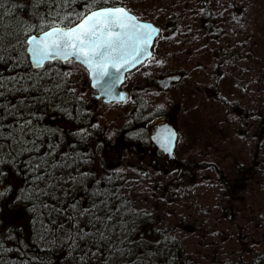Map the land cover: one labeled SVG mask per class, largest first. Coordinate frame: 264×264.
I'll return each instance as SVG.
<instances>
[{
    "label": "rangeland",
    "instance_id": "374dc122",
    "mask_svg": "<svg viewBox=\"0 0 264 264\" xmlns=\"http://www.w3.org/2000/svg\"><path fill=\"white\" fill-rule=\"evenodd\" d=\"M118 1L139 18L153 21L162 29L153 46L152 57L128 74L124 87L133 91L136 98H146L147 101L141 99V102L148 104L150 113L146 111L147 115L153 114L156 108L175 116L180 130L175 152L178 160L189 162L187 166L190 167V173L183 179L179 169L153 170L152 160L148 158L142 167L148 173L138 176L141 183L137 189L145 196L140 201L156 205L158 201L153 199V188L175 182L179 199L176 198L175 205L158 202L156 214L163 222L166 219L170 225L181 227L178 234L188 246L181 248L180 254L199 264H224L225 258L233 264H254L255 256L264 257V89L260 94L256 92L259 86L256 87L254 74L257 70L264 73V0H236L234 8L233 5L228 8L230 14L226 17L230 23L231 20L236 23L235 41L244 40L255 63L260 60L259 65L250 62L243 67L246 78L239 82L245 85L244 94L237 81L240 72L237 68L233 71V65L228 69L226 62L222 63L224 72L215 74L209 68L214 66L216 69L218 60L211 65L205 57L202 59L205 69L202 70L191 63L194 62L191 57L188 60L189 57L183 54L184 38L175 32L176 21L166 22L170 17L185 15L186 4L182 0ZM217 4L212 3V7L217 9ZM156 5L166 7L167 12L173 8L175 14L164 15L166 11L161 9V15H155L152 10ZM166 16L169 17L164 19ZM229 38L233 39L232 36ZM240 63L243 62L239 59ZM67 65L72 80L80 89H85L89 83L86 71L74 62H67ZM253 67L258 68L251 70ZM171 74H179L182 78L165 88L161 82ZM261 82L264 88V76L259 79ZM89 95L86 89L84 96ZM129 104L128 101L112 104L99 101L95 105L93 114L101 126L110 130L107 134L112 135L111 139H116L130 122L131 114L126 111ZM157 123L148 124L153 128ZM126 148L129 150L123 154L124 162L121 169H116L117 174L137 177L140 164L132 149ZM119 152L122 149L116 146L103 149L106 170L118 162ZM95 165L97 175L102 176L104 170L99 162ZM250 170H253L251 178L249 172L245 174ZM13 176L18 175H10L8 184L10 181L16 183ZM234 185L238 187L239 195L227 197L226 193ZM168 195H165L166 199ZM14 205L15 201L10 197L6 201V212L12 213L17 222L24 221L28 212ZM146 209L150 210L149 207ZM164 224L168 225V222ZM152 227L143 228V234ZM211 254L215 257L211 258ZM205 256L207 259L203 261ZM145 263H151V260L146 259Z\"/></svg>",
    "mask_w": 264,
    "mask_h": 264
},
{
    "label": "snow or ice",
    "instance_id": "6c2138e0",
    "mask_svg": "<svg viewBox=\"0 0 264 264\" xmlns=\"http://www.w3.org/2000/svg\"><path fill=\"white\" fill-rule=\"evenodd\" d=\"M76 3L77 0H0V64H7L9 71L25 67L19 55L13 53L18 46L27 45L31 66L44 69L17 71L10 76L0 71V163L5 160V146L12 162L27 156L22 163L26 176L31 174L33 194L37 199L47 196L49 200H60L69 194L70 189L65 185L70 182L75 185L80 177L88 175H63L64 169H70L76 161L69 162L67 153L57 157L59 141L53 143L47 136V126L41 124L42 116L30 111L31 105L27 103L50 100L51 94L62 89L66 82V74L51 67L45 69L46 62L75 58L99 83L103 77L119 73L130 58L136 61L158 32L151 24L139 23L125 7L93 10L98 0H83V7L77 10ZM24 9L27 16L20 14ZM31 32L42 35H30ZM109 69L114 72L110 73ZM17 93L21 96L16 103L7 99L8 95ZM174 138L175 133L171 132L165 138L168 151H171L169 145ZM5 175L6 172L0 170V177ZM99 184L97 179L95 185ZM5 190L0 189V196ZM58 191L62 196L56 195ZM86 191H89L88 207L81 205L80 200L68 204L67 208L43 203L46 211L41 214L47 217V223L40 221L39 240L48 243L47 238L51 235L55 241L67 243L70 249L82 253L79 264H89L102 247L106 251L113 247L110 239L116 231L113 221L116 215L122 217L124 214L121 205L118 204L115 210L110 207L112 193L96 187ZM57 215L64 216L71 227L64 222L57 223ZM85 216L87 222L81 226L80 218ZM90 238L95 251L89 245ZM21 264L29 262L24 260Z\"/></svg>",
    "mask_w": 264,
    "mask_h": 264
},
{
    "label": "trees",
    "instance_id": "16d2710c",
    "mask_svg": "<svg viewBox=\"0 0 264 264\" xmlns=\"http://www.w3.org/2000/svg\"><path fill=\"white\" fill-rule=\"evenodd\" d=\"M224 1L225 3H223ZM182 2L186 4V13L183 17H174L173 14H175V10H173V8L168 9L170 12H167L166 7H158V5H156L152 11L156 15L162 9V11H166L164 15L173 16L170 17L169 20L167 19L169 16H166L164 19H167L166 22L169 24L171 23L170 19L176 21L177 24L175 26V32L181 35V38H184L183 44L185 45V50L183 51V54L189 57L188 60H190V57L194 60V62L191 61L192 64L204 70L205 67L202 59L207 57L211 65L215 64V60H218L219 65L216 69L214 66L213 68L208 67L212 70V72L217 74L218 72H224L221 67L222 63L224 64L226 62L228 69L231 68L230 65H233V71H235L236 68L238 69L240 72V78L238 76V79H236L238 82L242 79L241 82H243L246 78V71H243L244 65L250 62L251 64L255 63V60L252 56L251 50H249L250 48L247 47V44L244 42V40H240L239 42L235 41L237 35L236 23L233 22V20H231L232 22L230 23L229 18H226L230 14L228 12V8H230V5H233L234 8L236 0H182ZM214 2H218L217 9L212 7V3ZM117 5H122V3L118 0H98V3L93 5V9ZM74 7L77 10H80L83 7V0H77V3L74 5ZM20 14L21 16H27L28 13L27 10L24 9L20 10ZM159 15H161V13H159ZM183 24H185V26ZM32 33L38 32H31L30 35ZM229 36H232L233 39L229 38ZM22 39H26V37H22ZM26 48L27 45H20L18 46L16 52L13 53V55H19L20 60L25 63V67L12 69L9 71L7 64H0V71H3L5 76L13 75L17 71H44V69L37 70L31 66ZM237 54L239 55L240 61L243 62L242 65L241 63L240 65L238 64L239 59H237ZM247 55L248 58L246 57ZM255 64L259 65L260 60H256ZM49 67L66 74L64 77L66 82L63 88L56 91L54 94H51V99L46 100L43 103H33L32 101H27V103L31 105L30 111L36 112L42 116L41 124L47 126V136L52 138L53 143H56L57 140L59 141V146L56 152L57 157H60L61 153L68 152L67 159L69 162H71L74 158H77L75 154L77 151L75 147L77 146L74 144H72L70 147L68 146L67 136L71 133L66 132V128H63V123L76 124L80 123L81 121L89 122L93 118V111L89 109L88 103L91 98L84 96V91L86 89L89 90V86L87 83L85 89L79 88L77 82L73 81L71 78L67 63L53 61L45 65V69ZM255 68L258 67H253L251 70H254ZM254 74L257 80H255L256 87L259 86V89H257L256 92L260 94L264 88H262V82L259 83V79L262 80L264 73L263 71L257 70L254 72ZM247 75H250V73H247ZM252 75L253 74H251V76ZM240 87L242 93L244 94L246 91L245 85L240 83ZM69 89L74 91H69ZM32 95H35V93ZM20 96V93H17L16 95H8L7 99L13 103H16ZM140 106L143 108L145 106V102L141 104L139 103L137 105V107ZM71 138H73L72 135ZM45 142H47V137L45 138ZM67 146L71 148L70 151H74L75 153L65 151V148L68 149ZM45 150L46 149H42V151ZM83 156L85 155L82 153V157ZM26 159L27 156H20L15 162H12L11 158L7 155V149L5 146V160L3 163H0V170L6 172L5 176L0 177V189H6L4 195L0 196V264H21V262L24 260H27L29 264H79L80 254H77L75 249L60 246L59 242L55 241L54 237L51 235H49L47 238L49 241L48 243L39 240L40 232L42 231L40 221L43 220L45 223H47V217L41 214L42 211H46L43 209V203L56 204L58 207V200H49L47 196H43L41 199L36 198V196L33 194L31 174L29 173L26 176V170H24V164L22 163V161ZM188 164L189 162H183L180 164L181 167L183 166L186 173L190 172V167L187 166ZM72 165L75 166V163ZM77 168L78 167L75 166V170ZM82 173L85 172L82 171ZM13 174L18 175L20 183L17 181H15L16 183H14V181H10V184L7 183L10 175ZM121 179L116 181L119 186L122 185L121 189L118 188L116 194H122L123 196L121 195V198L118 197L119 200L115 198V202L117 201L116 206L118 204L121 205V212L124 214L122 217L116 215L114 218L116 231L112 234L111 237L113 239L111 241H117L119 238L121 242H124L126 240L128 241V239L123 237L124 235L120 234L119 231L120 227L124 223L125 218L128 217L135 219L134 225L131 227L134 229L145 223L152 225H163L164 222L168 220L164 219L163 222V220L158 218L156 214L157 203L166 202L168 204L175 205L176 198L179 199V197L176 196V187L168 184L153 188L152 192L155 194L153 199L158 201L156 202V205L154 203L146 204L140 201V199L144 198L145 196L141 190L136 189V186L138 185L137 181L130 183L128 186L125 179ZM9 185L10 187H8ZM41 187H43V185H41ZM56 195L58 196V192ZM165 195H168L167 199L165 198ZM10 197H12L15 201L14 206L17 209L22 207L28 212L26 213L24 221L21 219L17 222L15 221V217L12 213L6 212V201ZM38 207L42 208L39 210L37 209ZM146 207H149L150 210H147ZM127 214L129 215L125 217ZM61 219L62 217L57 215L56 221L58 223L61 222ZM83 219L87 220V217L85 216ZM121 220L123 221L122 223ZM120 248L121 247H118L116 249V251L119 253V256L121 255ZM181 248L183 247L180 244H177L176 247H165L161 245L160 248L155 249V253L152 255V257H150L151 263L149 264H199L198 262H195L189 258L183 257L180 254ZM101 250L105 252V255L102 256L103 259L108 252L114 253V250L112 249L106 251L102 247ZM133 250L134 249H132V251ZM156 257L158 259H156ZM205 257L206 258L203 259V261L207 259V256ZM212 257H215L214 254H211V258ZM96 259V257L91 258L89 260V264H94ZM263 259L264 257L260 258L259 256H255L253 258V262L254 264H264ZM106 261L111 264L108 257L106 258ZM212 263L219 262L214 261ZM224 264H233V262L225 258Z\"/></svg>",
    "mask_w": 264,
    "mask_h": 264
},
{
    "label": "flooded vegetation",
    "instance_id": "af4514ba",
    "mask_svg": "<svg viewBox=\"0 0 264 264\" xmlns=\"http://www.w3.org/2000/svg\"><path fill=\"white\" fill-rule=\"evenodd\" d=\"M88 98H91L89 103V109L92 111H96L97 103L100 101L98 99H94L93 97L89 96ZM95 101L97 103H95ZM154 114H146L144 113L139 118L134 119L132 122H129L123 131L120 132L118 137L116 139H111L112 135L109 137L107 134L110 132V130L105 129V125L101 126V122H98L95 118V114H93V118L89 122L81 121L80 123H67V125L64 123L63 128H66V132H70L71 134H68V146L70 147L72 144L76 145V153L74 151H70L71 148L67 146L68 149H64L65 151L74 152L77 156L75 159V166L78 168L75 170V166L72 165L70 169H64L63 175L67 177L68 175H76L80 176V174L83 172L87 173L88 175L80 177L77 184L72 185L71 182L65 187L69 188V194L66 197H63L62 199L58 200V207L63 206L65 208L68 207V204L72 203L73 201L80 200V204L84 207H88V196L89 191L94 187L100 188L108 193L113 194V198L110 200V207L114 210L115 206L117 204V201L115 202V198L119 200L118 197L121 198L122 194H116L118 191V188L121 189V186L116 182L118 179L125 178L124 175H119L116 171V169H121L123 164V154L127 151L130 147L132 149V153H135L136 158L138 159V163L140 166L138 167L139 171L145 174L148 172L146 170H143V166L145 165L146 161L152 160L153 170H158L160 168L164 169L166 171L167 169L170 170L171 168L179 169L182 171L180 166V160H178V155L173 154L170 155L169 153L164 152L161 150L152 140L153 133L156 131L157 127H159L161 124H171L173 125L177 132H180L179 127L177 126V120L175 116L173 117L169 115L168 113H157L155 110L153 112ZM146 115V116H145ZM158 122L151 127L149 126V122ZM100 126V127H99ZM74 134H73V133ZM71 135L73 138H71ZM109 139V140H108ZM83 144V145H81ZM116 146L118 148L122 149V152H119V156L117 157L118 162L114 164V167L107 169V166L105 165V159L103 149L107 147ZM96 148L98 150H96ZM129 150V149H128ZM85 155L82 157V153ZM131 152V151H130ZM68 153V152H67ZM81 154V155H80ZM75 156V155H74ZM106 156H108L106 154ZM73 159V158H72ZM98 160V161H97ZM186 161V160H182ZM99 162V166L104 170L102 176H98L96 173V163ZM135 169H137V166H135ZM67 170V171H65ZM250 173V178L253 175V170L245 171V174ZM181 176L184 179V174L181 173ZM109 177L111 179H109ZM100 180L99 185H95L96 180ZM15 180L18 182L19 180L15 178ZM122 181V179H121ZM167 184V183H166ZM170 185H176L175 182H168ZM167 184V185H168ZM238 187L234 185L232 189L226 193L227 197L234 198L238 196ZM116 190V191H115ZM58 196H62V192L58 191ZM123 196V195H122ZM126 196V195H125ZM83 198V199H81ZM61 216V215H60ZM61 222H64L68 227H71V225L68 223V221L65 219L64 216H61ZM83 217L80 218V222L82 221ZM85 224L87 220L85 219ZM85 224L81 223V226H84ZM147 226H142L141 230L140 228H130L125 231H123L126 239L128 241H124L121 243L122 254L124 253L123 257L125 260V257L130 261L132 264H138V263H145L146 259H150L152 255L155 253V249L160 248L161 245L163 246H170V247H176V245L180 244L182 247H187V241L183 240L180 235L178 234L180 226L177 225H161V226H153L152 228H149L145 231L146 234H143V228ZM141 231V233H140ZM59 245L62 247H69L67 243H60ZM89 245L93 247V251H95V246L91 243V238L89 239ZM124 246V247H123ZM80 247H83L81 245ZM126 248V249H125ZM134 249L133 251L130 249ZM77 251V250H76ZM77 254H82L80 251H77ZM104 254L98 252L96 254V260L94 264H109L106 261V256L103 259ZM103 259V260H102ZM156 259H158L156 257ZM102 260V261H99ZM98 261V263H97Z\"/></svg>",
    "mask_w": 264,
    "mask_h": 264
},
{
    "label": "water",
    "instance_id": "95a60500",
    "mask_svg": "<svg viewBox=\"0 0 264 264\" xmlns=\"http://www.w3.org/2000/svg\"><path fill=\"white\" fill-rule=\"evenodd\" d=\"M109 7H113V6H109ZM114 7H124V6H114ZM130 13L137 18V21L139 23H148V24H151L154 28L158 29V32L155 35H153L151 44L148 46H145V51L140 56H138L136 58V61H132L130 58V62L126 63L124 65V67L121 68L119 73H115L111 77H107V76L103 77V79L100 80L98 83L97 79L91 75L90 71L88 70V68L84 64L75 60V58H71L69 60V61H75V62L81 64L86 69L88 76H89V79H90L91 87L98 92L97 97L103 98V100L105 102H120V101H124L127 99V97L129 96V92L122 88V85L125 81L126 74L130 71H133L135 68L139 67L146 60H148L149 58L152 57V47H153V44L155 42V39L158 37V35L160 33V28L158 26H156L154 23L149 22V21L140 20L135 14H133L132 12H130ZM32 35H38L39 36V35H42V33L32 34ZM28 56H29V59L31 62V57H30L29 53H28ZM60 61L66 62L63 60H60ZM109 72L110 73L114 72V70L109 69ZM171 79H175V78L172 77ZM169 132L175 133V138L171 141V144L169 145L171 148V151H168L165 147V142H166L165 138ZM177 136H178V134L172 125L162 124L159 127H157L156 131L154 132V135L152 136V139H153L154 143L161 150H163L166 153H169L170 155H173V151L176 147Z\"/></svg>",
    "mask_w": 264,
    "mask_h": 264
},
{
    "label": "bare ground",
    "instance_id": "6f19581e",
    "mask_svg": "<svg viewBox=\"0 0 264 264\" xmlns=\"http://www.w3.org/2000/svg\"><path fill=\"white\" fill-rule=\"evenodd\" d=\"M58 26H63V25H58ZM26 52H27V48H26ZM27 55H28V53H27ZM29 57V56H28ZM42 207H38L37 209H41ZM129 214H127L125 217H127ZM55 219H57V216L55 217ZM135 219H131V218H125L124 219V223L122 224V226L120 227V234H123V231H125V230H127V229H130L131 227H132V225H134V221ZM57 222V221H56ZM58 223V222H57ZM81 223L82 224H85V221H84V219H82V221L80 222V225H81ZM113 223H115V221L113 222ZM71 225V224H70ZM113 238L111 237V240H112ZM121 241H120V239L118 238V240L117 241H111V244H112V250H114V253L113 252H108L107 253V255H106V258L108 257V259L110 260V262H111V264H132V263H130V261L125 257V260H124V257H123V255L121 254L120 256H119V253L116 251V249L118 248V247H120L121 246ZM126 249V248H125ZM131 249V248H130ZM121 250V252H122V250L123 249H120ZM132 250V249H131ZM101 253H105L103 250H101V252H100V254ZM105 255V254H104Z\"/></svg>",
    "mask_w": 264,
    "mask_h": 264
}]
</instances>
